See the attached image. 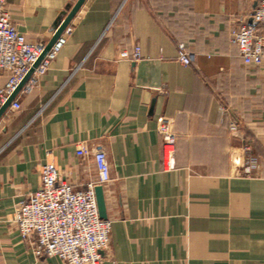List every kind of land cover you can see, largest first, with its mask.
Instances as JSON below:
<instances>
[{
    "label": "crops",
    "instance_id": "obj_1",
    "mask_svg": "<svg viewBox=\"0 0 264 264\" xmlns=\"http://www.w3.org/2000/svg\"><path fill=\"white\" fill-rule=\"evenodd\" d=\"M75 1L6 0V9L26 40L46 44ZM258 2L84 1L37 86L0 117V264H63L35 256L12 220L44 163L75 188L101 185L104 264H264V64H244L229 40ZM178 43L191 64L176 59ZM162 116L176 134L172 170L161 163ZM97 148L110 167L104 183Z\"/></svg>",
    "mask_w": 264,
    "mask_h": 264
},
{
    "label": "built area",
    "instance_id": "obj_2",
    "mask_svg": "<svg viewBox=\"0 0 264 264\" xmlns=\"http://www.w3.org/2000/svg\"><path fill=\"white\" fill-rule=\"evenodd\" d=\"M68 26L64 31H68ZM229 40L234 44L244 64L259 66L264 64V0H259L247 20H241L229 32ZM61 36L46 53L20 92L28 93L35 88L49 68L55 52L62 46ZM44 43L29 42L12 22L6 9V0H0V74L7 73L5 86L0 89V104L13 91L42 52ZM132 57L140 58L136 47ZM176 59L184 65L195 60L193 52L183 43L177 44ZM19 108L15 99L10 105ZM230 129H236V122H230ZM161 163L164 170L174 168L176 134L171 122L160 118ZM247 150L248 148L245 147ZM76 155L85 154L81 142L75 145ZM98 173V182L110 179L107 156L101 148L93 152ZM243 161L235 154L233 164L236 171ZM244 163L251 164L250 158ZM246 173L250 169L246 167ZM95 183L89 182L85 188H75L59 177L52 163L40 166L39 186L17 200L13 206V223L23 240L29 241L32 252L37 257H55L63 264H104V252L110 243L111 220L101 218L98 213Z\"/></svg>",
    "mask_w": 264,
    "mask_h": 264
},
{
    "label": "water",
    "instance_id": "obj_3",
    "mask_svg": "<svg viewBox=\"0 0 264 264\" xmlns=\"http://www.w3.org/2000/svg\"><path fill=\"white\" fill-rule=\"evenodd\" d=\"M84 1L85 0H76L72 5H67L65 7L64 12L62 13V15L58 18V21L56 22L55 29H54V32L51 38L48 40L46 44H44L43 50L38 56V58L29 68L28 72L21 79V81L15 86L13 91L7 96L4 102L0 104V117L4 113V111L11 105V102L15 99L17 94L21 91L23 85L28 80V78L31 76L33 70L38 66V64L43 59V57L46 55V53L51 49L54 43L58 40V38L64 32L69 22L78 12V10L80 9ZM152 106H153V103H151L150 105V111L152 110ZM94 191H95V197H96V203H97L99 216L101 218H106L105 204H104L103 191H102L101 185H96L94 188Z\"/></svg>",
    "mask_w": 264,
    "mask_h": 264
},
{
    "label": "rangeland",
    "instance_id": "obj_4",
    "mask_svg": "<svg viewBox=\"0 0 264 264\" xmlns=\"http://www.w3.org/2000/svg\"><path fill=\"white\" fill-rule=\"evenodd\" d=\"M235 172H237V171L235 170Z\"/></svg>",
    "mask_w": 264,
    "mask_h": 264
}]
</instances>
